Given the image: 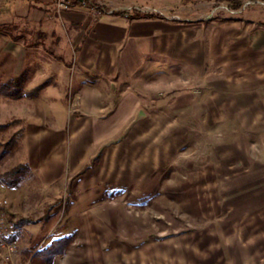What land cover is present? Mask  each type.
Instances as JSON below:
<instances>
[{"label": "rangeland", "instance_id": "374dc122", "mask_svg": "<svg viewBox=\"0 0 264 264\" xmlns=\"http://www.w3.org/2000/svg\"><path fill=\"white\" fill-rule=\"evenodd\" d=\"M22 7L0 0L1 31L24 33ZM230 7L211 4L204 34L184 40L173 62L183 84L150 98L80 174L47 184L32 172L12 187L2 179L25 164L20 144L0 159V201L18 243L0 264H264L261 56L240 39L246 25L262 27L264 0ZM247 15L255 22L243 28L225 22ZM6 124L0 153L22 132V122Z\"/></svg>", "mask_w": 264, "mask_h": 264}, {"label": "crops", "instance_id": "0c3cea01", "mask_svg": "<svg viewBox=\"0 0 264 264\" xmlns=\"http://www.w3.org/2000/svg\"><path fill=\"white\" fill-rule=\"evenodd\" d=\"M21 1L24 33L0 30V76L26 74L29 80L24 97L0 102V125L22 122L19 155L47 184L80 174L111 135L124 134L127 121L143 117L150 98L165 101L174 83L183 84L174 80L173 62H180L184 40L204 34L211 4L238 11L228 0H99L105 11L93 17L85 10L58 13L51 0ZM254 17L225 22L243 28ZM257 21L262 27L246 25L240 39L261 56L264 88V18ZM204 70L198 66L197 84L205 82ZM191 97L200 103L201 97Z\"/></svg>", "mask_w": 264, "mask_h": 264}, {"label": "trees", "instance_id": "16d2710c", "mask_svg": "<svg viewBox=\"0 0 264 264\" xmlns=\"http://www.w3.org/2000/svg\"><path fill=\"white\" fill-rule=\"evenodd\" d=\"M76 3L81 2V0H73ZM88 2L89 0H84ZM232 4L233 9H240L242 6V3L240 0H228ZM158 15H151V14H145L144 17H155ZM133 17H141V14L135 13ZM4 31V30H3ZM19 39V38H18ZM29 80L28 75L23 74L18 77H14L11 79L5 80L2 76H0V102L3 99H21L26 95L25 89H26V84ZM21 123L20 120H16ZM11 124H5V125H0V131H6ZM17 136L12 138L6 145L4 146L3 151L0 153V159L5 158L10 152L13 151L14 148L19 147V139L23 138V131L20 133L19 139H16ZM32 169L28 164H22L19 167L13 169L11 172L5 174L3 176L2 181L9 185L14 187L18 182H20L25 175L27 174H32ZM65 239H61L60 243L64 244Z\"/></svg>", "mask_w": 264, "mask_h": 264}, {"label": "built area", "instance_id": "2783aa9c", "mask_svg": "<svg viewBox=\"0 0 264 264\" xmlns=\"http://www.w3.org/2000/svg\"><path fill=\"white\" fill-rule=\"evenodd\" d=\"M54 3L55 9L58 13L66 10H85L91 16L97 17L101 15L105 9L99 0H89L88 2L81 0L76 3L71 0H51ZM6 202L0 201V256L4 261L12 259L13 255L17 253V241L11 237L12 229L8 224L7 212L3 209ZM3 251V254L1 253Z\"/></svg>", "mask_w": 264, "mask_h": 264}]
</instances>
